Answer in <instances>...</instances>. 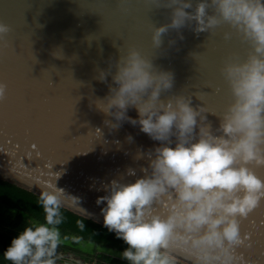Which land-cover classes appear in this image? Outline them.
I'll return each instance as SVG.
<instances>
[{
    "label": "clouds",
    "instance_id": "9594fccd",
    "mask_svg": "<svg viewBox=\"0 0 264 264\" xmlns=\"http://www.w3.org/2000/svg\"><path fill=\"white\" fill-rule=\"evenodd\" d=\"M154 2L171 10L169 23L154 26L157 49L172 30L182 40L183 28L211 34L227 24L250 50L247 59L229 57L221 69L232 102L218 116L217 128L207 121L205 106H193L192 94L161 99L173 89L174 74L158 69L134 47L98 69L97 79L112 80L108 94L95 101L113 118L106 121L110 129L124 122L138 125L159 146L147 153L143 177L132 183L113 180L96 203L106 205L101 208L104 227L128 245L121 253L128 264H177V252L191 264H238L236 250L246 241L251 247L241 223L264 202V178L255 171L264 168V0ZM10 31L0 22V51L8 47ZM233 32H225L224 39ZM6 98L7 84L0 81V102ZM133 108L137 118L128 115ZM64 195L57 187L41 190L44 222L27 224L3 252L4 261L57 264L63 259L58 249L64 243L59 227ZM160 205L165 214L156 211ZM79 226L84 228L82 222Z\"/></svg>",
    "mask_w": 264,
    "mask_h": 264
},
{
    "label": "water",
    "instance_id": "95a60500",
    "mask_svg": "<svg viewBox=\"0 0 264 264\" xmlns=\"http://www.w3.org/2000/svg\"><path fill=\"white\" fill-rule=\"evenodd\" d=\"M170 12L154 0H0V22L11 28L8 47L0 51V81L7 84L0 102V182L38 199L42 189H62L63 211L109 232L101 214L106 205L98 206L97 198L108 194L113 180L143 177L147 153L159 146L138 125L110 129L106 121L113 118L95 104L112 83L111 76L108 83L97 79L98 69L132 47L174 74L173 89L161 99L192 94L193 106H205L207 121L217 128L232 102L221 69L229 57L247 59L250 46L224 24L211 34L183 28L182 40L172 30L157 49L154 26L169 23ZM225 32H233L230 40ZM128 115L138 113L133 108ZM255 171L264 178V168ZM241 231L251 247L246 241L236 250L238 264H264V202L242 221ZM176 261L191 264L181 252Z\"/></svg>",
    "mask_w": 264,
    "mask_h": 264
},
{
    "label": "flooded vegetation",
    "instance_id": "af4514ba",
    "mask_svg": "<svg viewBox=\"0 0 264 264\" xmlns=\"http://www.w3.org/2000/svg\"><path fill=\"white\" fill-rule=\"evenodd\" d=\"M21 228H23L21 213L8 209L0 201V264H8L3 259V252L11 240L21 232ZM60 232L64 243L58 252L63 254V259L57 264H128V261L121 257L123 250L118 247L89 242L70 232Z\"/></svg>",
    "mask_w": 264,
    "mask_h": 264
},
{
    "label": "trees",
    "instance_id": "16d2710c",
    "mask_svg": "<svg viewBox=\"0 0 264 264\" xmlns=\"http://www.w3.org/2000/svg\"><path fill=\"white\" fill-rule=\"evenodd\" d=\"M0 201L8 209L17 210L21 213L23 217V228L29 224V221L44 222V211L39 199L25 191L0 182ZM61 212L64 216V222L59 226L60 231L76 234L89 242L115 246L123 251L128 247L122 239H117L115 234L83 222L62 209ZM80 222L84 224L83 229L79 226ZM23 228H21V231Z\"/></svg>",
    "mask_w": 264,
    "mask_h": 264
},
{
    "label": "snow or ice",
    "instance_id": "6c2138e0",
    "mask_svg": "<svg viewBox=\"0 0 264 264\" xmlns=\"http://www.w3.org/2000/svg\"><path fill=\"white\" fill-rule=\"evenodd\" d=\"M32 147H36V145L35 144H33V145H31ZM164 208V206L163 205H160V206H158V210L159 209H163Z\"/></svg>",
    "mask_w": 264,
    "mask_h": 264
}]
</instances>
